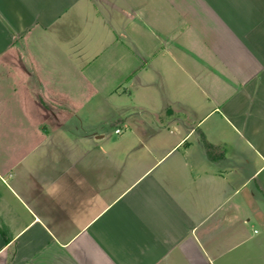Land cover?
<instances>
[{
	"label": "crops",
	"instance_id": "obj_1",
	"mask_svg": "<svg viewBox=\"0 0 264 264\" xmlns=\"http://www.w3.org/2000/svg\"><path fill=\"white\" fill-rule=\"evenodd\" d=\"M19 121L0 264H264V0H0Z\"/></svg>",
	"mask_w": 264,
	"mask_h": 264
},
{
	"label": "rangeland",
	"instance_id": "obj_2",
	"mask_svg": "<svg viewBox=\"0 0 264 264\" xmlns=\"http://www.w3.org/2000/svg\"><path fill=\"white\" fill-rule=\"evenodd\" d=\"M58 65H59V67H61L62 69L63 68H66V67H68V61H65V60H59L58 61V63H57ZM77 81H78V83H80V84H83V85H85V78L84 77H82V76H78L77 77ZM85 93H87V92H85ZM99 99V97H94V102H97V100ZM116 99V100H115ZM108 102H115V101H117V95H113V96H111L108 100H107ZM126 105H128L129 106V103H125ZM121 107L123 106V107H125V105L122 103L121 105H120ZM116 108V107H115ZM117 109H113V108H111L110 109V113L108 114L110 117H112L113 115H114V111H116ZM118 110H120V108H118ZM135 110H132V109H130V110H127V114H130V113H135L134 112ZM129 112V113H128ZM20 114H21V109L20 108H14V115H16V116H20ZM8 128H12V130L11 131H13V132H15V133H20L21 131H22V124H21V122L19 121V122H13V123H11V124H1L0 125V131H6V129H8ZM108 129H110V126L108 125V127H107Z\"/></svg>",
	"mask_w": 264,
	"mask_h": 264
},
{
	"label": "trees",
	"instance_id": "obj_3",
	"mask_svg": "<svg viewBox=\"0 0 264 264\" xmlns=\"http://www.w3.org/2000/svg\"><path fill=\"white\" fill-rule=\"evenodd\" d=\"M205 146H206V149L208 151V153H212V150H213V146L211 144H209L208 142L205 141Z\"/></svg>",
	"mask_w": 264,
	"mask_h": 264
},
{
	"label": "built area",
	"instance_id": "obj_4",
	"mask_svg": "<svg viewBox=\"0 0 264 264\" xmlns=\"http://www.w3.org/2000/svg\"><path fill=\"white\" fill-rule=\"evenodd\" d=\"M116 132H117V133H119V132H120V130H119V129H117V130H116Z\"/></svg>",
	"mask_w": 264,
	"mask_h": 264
}]
</instances>
